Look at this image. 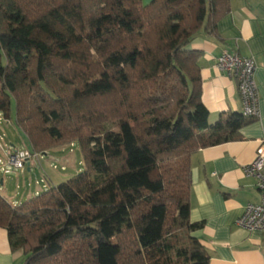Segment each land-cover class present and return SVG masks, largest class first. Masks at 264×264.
Returning <instances> with one entry per match:
<instances>
[{
  "label": "trees",
  "instance_id": "16d2710c",
  "mask_svg": "<svg viewBox=\"0 0 264 264\" xmlns=\"http://www.w3.org/2000/svg\"><path fill=\"white\" fill-rule=\"evenodd\" d=\"M229 11L230 0H0V111L14 104L32 151L76 143L84 166L14 205L0 193L22 264L208 263L193 236L203 222L190 220L191 155L256 118L209 122L202 53L188 46Z\"/></svg>",
  "mask_w": 264,
  "mask_h": 264
},
{
  "label": "crops",
  "instance_id": "0c3cea01",
  "mask_svg": "<svg viewBox=\"0 0 264 264\" xmlns=\"http://www.w3.org/2000/svg\"><path fill=\"white\" fill-rule=\"evenodd\" d=\"M188 47L202 53L200 99L211 124L230 112L242 113L243 108L235 78L214 66L216 57L228 50L255 59L259 116L239 130V139L191 155L189 204L190 220L203 222L193 236L206 250L207 264H264V230H247L236 224L244 206L260 200L255 179L244 174V167L264 141V0H230V11L217 22L216 33L201 29ZM12 199L7 198L16 204ZM23 259L22 250L10 248L7 232L0 227V264H22Z\"/></svg>",
  "mask_w": 264,
  "mask_h": 264
},
{
  "label": "rangeland",
  "instance_id": "374dc122",
  "mask_svg": "<svg viewBox=\"0 0 264 264\" xmlns=\"http://www.w3.org/2000/svg\"><path fill=\"white\" fill-rule=\"evenodd\" d=\"M37 38L49 41L51 39V29L45 24H38L33 32ZM0 158L3 156L1 148L2 142L18 147L20 149L29 148V142L23 132L15 124L14 104L10 106L9 118L0 123ZM36 152V151H35ZM42 158L33 159L30 162L29 169L24 170L10 168V172L4 173L0 169V193H5L6 197H13V202H22L26 200V194L34 191H43L47 182L58 185L84 169L82 158L76 143H64L52 147L44 152ZM2 162H0V166ZM2 181V180H1ZM48 185V184H47ZM46 185V187H47ZM117 220L110 221L106 224L108 230L117 227Z\"/></svg>",
  "mask_w": 264,
  "mask_h": 264
},
{
  "label": "built area",
  "instance_id": "2783aa9c",
  "mask_svg": "<svg viewBox=\"0 0 264 264\" xmlns=\"http://www.w3.org/2000/svg\"><path fill=\"white\" fill-rule=\"evenodd\" d=\"M214 66L235 78L243 104L242 114L257 118L259 107L255 84L256 63L254 57L223 50L216 57ZM4 121H6V116L0 111V123ZM1 148L4 154L0 158V162H2L0 169L4 173L10 172V168L6 167L7 165L20 171L26 167L29 169L30 162L33 159L42 158L43 155L32 151L30 148L20 149L5 142H2ZM244 174L255 179L260 200L257 203H247L241 215L236 219V224L247 230H264V141H260L256 148L255 157L244 167Z\"/></svg>",
  "mask_w": 264,
  "mask_h": 264
}]
</instances>
